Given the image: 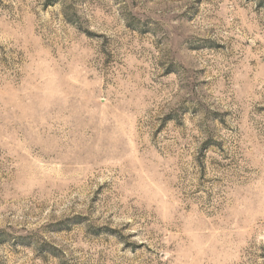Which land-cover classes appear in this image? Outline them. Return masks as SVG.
<instances>
[{
	"label": "rangeland",
	"instance_id": "rangeland-1",
	"mask_svg": "<svg viewBox=\"0 0 264 264\" xmlns=\"http://www.w3.org/2000/svg\"><path fill=\"white\" fill-rule=\"evenodd\" d=\"M0 264H264V0H0Z\"/></svg>",
	"mask_w": 264,
	"mask_h": 264
}]
</instances>
